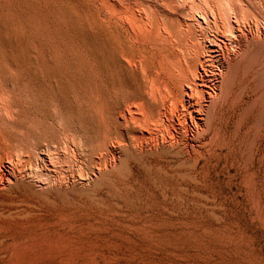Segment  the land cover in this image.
<instances>
[{"label":"rangeland","instance_id":"1","mask_svg":"<svg viewBox=\"0 0 264 264\" xmlns=\"http://www.w3.org/2000/svg\"><path fill=\"white\" fill-rule=\"evenodd\" d=\"M87 1L122 38V0ZM187 1L174 18L203 11L220 29L235 20L246 30L233 33L215 107L193 137L171 124L178 103L153 102L148 84L142 99L122 80V54L66 103L0 97L10 148L0 154L10 150L15 168L0 190V264H264V0ZM145 101L159 114L149 129Z\"/></svg>","mask_w":264,"mask_h":264},{"label":"bare ground","instance_id":"2","mask_svg":"<svg viewBox=\"0 0 264 264\" xmlns=\"http://www.w3.org/2000/svg\"><path fill=\"white\" fill-rule=\"evenodd\" d=\"M196 1L205 2L204 0ZM186 2L188 3L187 0H122L121 38L115 27L94 18L87 0H0L1 100L9 104L14 103L18 98L39 100L40 103L50 99V101L66 103L72 100L76 92L78 95L85 93V86L95 78L90 80V76L97 72L102 61L122 54V80L128 81L135 88L134 90L137 89L142 99H144L143 94H147L144 87L148 84L147 89L150 90L148 94L151 97L149 98L153 102L157 94L165 102L168 101L172 105L178 103L180 111L176 113V121L172 119L171 124L180 128H184L185 125L186 128H190V132L185 128L184 130L193 137V133L205 123L207 110L215 107L212 100L217 95L216 89L220 83V76L223 74L222 63L227 61L228 52L235 44L232 43L233 33L240 36L246 30L245 25L239 27V22L237 23L234 19V22L231 21L233 22L231 26L223 21L224 25H221L222 29H220V22L216 19L209 21L206 12L201 10L198 15L196 13L190 15L187 10L188 12L185 11V13H188H186L188 17L174 18L172 15L176 12L177 5L184 6ZM203 2L200 3L202 6ZM208 22H211L212 26ZM192 25L196 26L195 30L199 32L197 37L192 34ZM152 68L156 69L157 73L154 72L156 75L151 74ZM137 76L139 82L137 81L134 87L131 78L137 79ZM79 98L81 99L80 96ZM252 100L254 102V98ZM145 103L148 108H144L141 114L145 118L144 125L149 129L150 124L154 126L159 124H157L159 114L149 108L148 101ZM3 112L9 111L4 109ZM244 113L246 116L249 114L248 108H245ZM96 116L99 117V114L97 113ZM242 116L239 114V117L242 118ZM256 128L255 131H257ZM6 148H9L8 145L0 139V151ZM8 152L5 153L4 159L0 154V190L8 189L14 182L13 178L11 179V173L15 170L14 162ZM14 154L20 156L19 153L14 152ZM24 156L20 157L23 163L28 157ZM39 158L42 159L41 155ZM4 163L9 164L10 167L6 169ZM24 167L26 166L20 167L19 170L22 172L29 168L27 166L24 169Z\"/></svg>","mask_w":264,"mask_h":264}]
</instances>
